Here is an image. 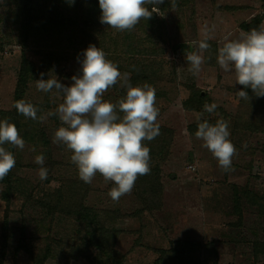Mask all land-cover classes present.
Wrapping results in <instances>:
<instances>
[{"label":"rangeland","instance_id":"374dc122","mask_svg":"<svg viewBox=\"0 0 264 264\" xmlns=\"http://www.w3.org/2000/svg\"><path fill=\"white\" fill-rule=\"evenodd\" d=\"M91 1L84 0L85 6ZM20 3L0 0V111H13L21 123L31 119L15 111L14 91L24 57L47 78L71 86L73 75L82 74L84 50L94 44L120 72L125 70L122 74L131 77L128 68L151 67L153 80L145 82L155 89L156 123L171 135L160 170L159 206L143 209L135 186L113 201L109 191L114 182L99 173L90 184L82 181L71 162L72 151L54 140L56 130L66 125L58 114L49 113H56L63 94L56 89L40 91L38 79L29 80L23 99L38 108L48 145L25 141L23 150L13 148L16 164L9 172L12 189L7 201L3 199L6 184L0 181V264H37L49 244L57 255L45 264H177L174 250L181 241L196 243L189 258L195 264H264V216L256 203L257 198H264V97L259 105L240 98L237 92L242 85L236 82L234 68L226 71L217 62L225 36L239 38L247 33L241 24L255 18L261 20L260 25L264 23V0H175V7L172 0H163L149 19H141L131 30L118 31L101 23L97 30H78L71 43L66 41L69 29L64 34L55 31L50 38L51 31L31 34L24 41ZM144 7L151 11L154 5ZM46 14L45 21L49 16L57 18L53 12ZM205 27L212 30L213 38L200 53ZM105 31L110 37L104 36ZM43 49L58 54V64L52 69L41 66L38 52ZM187 52L203 56L196 75L190 70ZM190 87L205 96L201 110L185 107ZM122 88L118 81L102 99L114 103ZM206 103L217 107L209 113L204 110ZM205 117L228 123L229 139L236 148L228 171L203 140L189 131L191 124ZM245 122L260 129L244 126ZM3 146L7 150V143ZM38 155L45 157L48 169L43 181L41 165L35 163ZM58 190L64 195L61 207L55 195ZM71 199L102 216L116 215V220H103L117 231L110 247L100 251L85 242V224L69 215L66 207Z\"/></svg>","mask_w":264,"mask_h":264},{"label":"clouds","instance_id":"9594fccd","mask_svg":"<svg viewBox=\"0 0 264 264\" xmlns=\"http://www.w3.org/2000/svg\"><path fill=\"white\" fill-rule=\"evenodd\" d=\"M163 0H99L100 22L120 31L131 30L141 19H149L155 12V5ZM152 4L151 11L144 7ZM175 7V0H172ZM212 30L205 27L203 38L199 42V51L203 53L210 45ZM225 43L219 48L217 62L226 71L234 68L236 82L245 88L250 87L257 97H264V23L242 33L239 38L224 37ZM194 75L201 71L203 56L186 53ZM82 74L73 75L71 86L62 84L58 79L37 80V88L43 92L56 89L64 96L56 113L62 122L54 135V140L63 143L72 151L71 162L78 168L79 178L91 183L99 173L105 180L114 182L109 196L113 201L131 192L138 176L150 172V148L144 141H152L160 134L156 123L155 89L145 82L133 86L130 74L121 73L118 66L106 59V53L92 44L84 50ZM118 81L127 89L126 97L118 104L102 99L104 93ZM237 95L250 99L248 92L240 90ZM216 104H205L204 110L211 113ZM15 108L19 114L33 120L37 119L38 108L31 102L20 99ZM118 113H123L121 117ZM43 122L44 117L39 118ZM202 139L219 165L228 171L232 158L236 154L235 145L229 139L230 130L226 121L219 120L215 125L209 122L198 123L195 133ZM10 144L23 150L25 140L20 136L16 125L8 119L0 121V180H3L15 167L16 160L4 144ZM35 163L41 165L40 180H46L48 169L44 167L45 157L38 155Z\"/></svg>","mask_w":264,"mask_h":264},{"label":"trees","instance_id":"16d2710c","mask_svg":"<svg viewBox=\"0 0 264 264\" xmlns=\"http://www.w3.org/2000/svg\"><path fill=\"white\" fill-rule=\"evenodd\" d=\"M20 2L21 3L19 5L23 7L22 9L24 14V17L21 20V33L23 35L22 39L24 41H26L31 34L36 36L38 33L48 34L51 31V34L49 35L50 38L52 37L53 33H55V31L59 34H64L63 32H65L66 29H69L71 35L67 36L66 41L71 43V40H73L71 36L77 33L78 30L86 31L87 28H95L97 25L101 24V9L100 6L96 4L97 0H92V4L90 6H85L84 0H20ZM46 11L55 13L57 18L51 19V16H49L50 19L48 18L49 20L45 21L43 17L47 15ZM71 13H75L76 16H71ZM38 22H42V25L39 26ZM260 22L261 20L259 18H255L249 23L241 24V27L246 32H249L252 28L258 27ZM95 29L97 30L98 27ZM110 35L105 31L104 36L110 37ZM23 45H25V42ZM23 47L25 48L26 46ZM180 47L183 48L184 45L181 44ZM38 54L41 58L42 67H45L46 69H52L58 64L59 58L57 52L51 53V51L43 49L39 51ZM128 69L129 72H131L130 82L133 86L140 85L145 81L151 82L153 80L152 74L154 72L150 71L151 67L144 66L143 68H140L137 66L135 68ZM124 71L125 70L121 69V72ZM42 75L44 79H48L45 73L41 72V69L38 68L34 62L24 57L21 63V68L14 91L15 101L24 98L29 80L40 79ZM189 89L190 97L185 100V107L190 110H201L203 106V99L205 97L203 92L196 88L190 87ZM241 90L248 92L251 99L250 103H252V105H259L261 102H263L261 97L258 98L255 96L253 90L250 87L245 88L242 85ZM126 92L127 89L122 88L119 95L120 97L114 102V104H118V101L121 98L126 97ZM15 111L17 110L15 109ZM118 114L121 117L123 116V113ZM3 117L8 119L9 122L14 123L20 133V136L25 141L33 144V146L39 143L48 145L46 132L44 128H42L41 124H39L38 118L36 120L29 119L28 124L27 122L21 123V121H19L18 117L16 116V113H13V111L5 112L2 110L0 111V121H2ZM251 118H253V116ZM205 121L213 125L216 124V121L205 117L199 122L191 124L189 126V131L195 135L196 131L198 130V123ZM243 125H248V127L253 128L255 131L260 129L258 126L256 127L250 122L249 124L248 122H245ZM170 135L171 133L169 129L160 126V134L154 140L143 142L150 148V172L146 175L138 176L134 184L136 195L141 201L143 209L149 210L159 206L158 199L162 190V184L160 182V170L162 163L167 159L170 147ZM13 148L14 146L7 144L8 151L13 153ZM0 181L6 184V190L4 192L3 199L7 201L12 189V177L8 173V175ZM55 195L60 198L59 204L57 206L61 207L62 198H64L63 191L58 190ZM70 201L71 202L69 203V206H66L67 209H69V215L73 216L75 220H78L80 224H85V242L89 245H95L100 251H103L101 249L110 247L116 237L117 231L113 230V228H111V226L106 224L103 220H116V215L109 214L107 212L102 216L94 209H90L84 205H78L73 199ZM257 202L259 204L260 212L264 216V198H257L256 203ZM80 240L83 239L80 238ZM194 246H196V243H188L185 241L178 243L174 250L176 253L175 259L178 261L177 264H195V262L189 259L191 258V252L193 251ZM261 246L264 247V244ZM56 255L57 254L54 251L53 246L49 244L43 251L40 259L37 261V264H45L48 259L54 258Z\"/></svg>","mask_w":264,"mask_h":264}]
</instances>
